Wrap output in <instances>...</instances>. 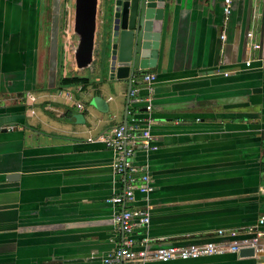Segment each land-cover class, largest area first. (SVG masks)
Returning a JSON list of instances; mask_svg holds the SVG:
<instances>
[{
  "label": "crops",
  "instance_id": "crops-1",
  "mask_svg": "<svg viewBox=\"0 0 264 264\" xmlns=\"http://www.w3.org/2000/svg\"><path fill=\"white\" fill-rule=\"evenodd\" d=\"M113 3L93 1L91 61L78 68L66 47L78 0H0V264H110L121 233L106 199L122 184L114 151L98 137L125 116L141 119L157 145L137 144L133 155L154 185L126 203L150 212L132 234L135 247L144 235L149 246L225 240L264 213V0H233L227 19L223 0H165L156 66L134 76L127 115V79L109 66L101 75ZM64 29L69 51L60 56ZM66 69L89 84L58 88ZM91 96L107 111L84 106ZM144 264L262 263L225 253Z\"/></svg>",
  "mask_w": 264,
  "mask_h": 264
},
{
  "label": "built area",
  "instance_id": "built-area-1",
  "mask_svg": "<svg viewBox=\"0 0 264 264\" xmlns=\"http://www.w3.org/2000/svg\"><path fill=\"white\" fill-rule=\"evenodd\" d=\"M233 0H223V13L225 19L232 10ZM253 32L247 31L246 38L252 48H259V44L253 39ZM224 39V34L221 35ZM245 65L250 66V59L245 60ZM156 79L154 72L145 73L142 80L148 84L149 92L152 91V83ZM138 89L134 86L130 89V96L136 95ZM68 98L71 95L67 93ZM78 109L83 106L76 104ZM150 104L145 105L150 110ZM141 119L131 116L126 125L120 123L106 134L98 138L111 148L115 156L112 160L113 172L119 176L122 189L110 195L106 202L116 206L113 214V223L116 230L121 233L119 242L114 250L107 255L105 262L115 264H144L146 261L169 262L176 260H190L201 256L222 255L225 253H238L242 248H252L253 256L264 264V213L257 217L254 224L244 228L227 231V238L221 241L208 240L203 243L187 244H161L149 246V239L145 235L141 238L138 247L134 246L132 234L137 229H142L149 224L150 212L148 206H126L127 202L134 199L135 191L145 198L153 191V181L144 166L133 162L136 145L145 151L155 150L157 145L153 143V135L148 127L140 128ZM12 129L13 127L10 126ZM264 192V187L262 188ZM217 233L222 235L223 230Z\"/></svg>",
  "mask_w": 264,
  "mask_h": 264
},
{
  "label": "water",
  "instance_id": "water-1",
  "mask_svg": "<svg viewBox=\"0 0 264 264\" xmlns=\"http://www.w3.org/2000/svg\"><path fill=\"white\" fill-rule=\"evenodd\" d=\"M94 0H78L75 13L76 28L85 30V43L76 50L75 61L83 68L91 61L92 39L95 31L91 8ZM165 0H114L111 7L110 26L106 29V54L108 71L117 79H127L125 114L128 112L130 89L138 71L153 68L159 52ZM109 32V33H108ZM100 111H107V102L100 96L93 101ZM81 114L72 117L76 123L82 122ZM123 123L126 125L125 116ZM18 175H10L11 180ZM252 248L239 250L240 257L253 256Z\"/></svg>",
  "mask_w": 264,
  "mask_h": 264
},
{
  "label": "rangeland",
  "instance_id": "rangeland-1",
  "mask_svg": "<svg viewBox=\"0 0 264 264\" xmlns=\"http://www.w3.org/2000/svg\"><path fill=\"white\" fill-rule=\"evenodd\" d=\"M97 30V29H96ZM96 32V31H95ZM62 34H63V38H62ZM94 35H95V33H93V39H92V41L94 40ZM65 36H67V33H66V29H64L63 30V32L61 33V37H60V39H61V43H60V45H58V53L60 54V56L62 55L63 56V53H64V49H67L68 50V48H64V47H62V46H64V44H63V42H62V39H64L65 41H66V38H65ZM84 37H85V30L84 29H82V28H79V29H77V31H75V33L73 34V39H72V41H71V44H69V42L70 41H68L67 42V45H66V47H69V50H71V51H73V49H74V51L75 50H77V49H79L80 47H82L83 45H84V43H85V39H84ZM68 50V51H69ZM61 60V59H60ZM102 67H101V75H103V76H105L106 77V68H107V66H108V62L107 61H104L103 63H102V65H101ZM68 68V67H67ZM86 69V71H89V69L88 68H85ZM77 71L79 72V70H78V68H77ZM66 72H67V74H72L73 72H71V71H69V69H66ZM105 73V74H104ZM83 74H85L84 72H83ZM94 75H91V77L90 78H92V79H94ZM109 79V78H108ZM107 83L109 84V81H107ZM88 92H89V90H88ZM96 96H91V97H88L87 99H82L83 100V105L84 106H88V107H90V106H94V104H93V101H94V98H95ZM95 107V106H94Z\"/></svg>",
  "mask_w": 264,
  "mask_h": 264
},
{
  "label": "trees",
  "instance_id": "trees-1",
  "mask_svg": "<svg viewBox=\"0 0 264 264\" xmlns=\"http://www.w3.org/2000/svg\"><path fill=\"white\" fill-rule=\"evenodd\" d=\"M62 78L59 79L58 88L64 89L65 87L77 85V86H86L89 84L88 77L79 76V75H68V76H61Z\"/></svg>",
  "mask_w": 264,
  "mask_h": 264
}]
</instances>
